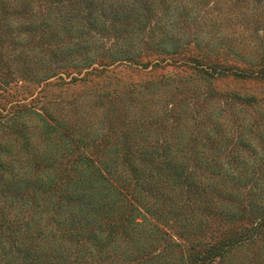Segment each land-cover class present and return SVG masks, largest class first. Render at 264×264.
Listing matches in <instances>:
<instances>
[{
	"label": "rangeland",
	"instance_id": "obj_1",
	"mask_svg": "<svg viewBox=\"0 0 264 264\" xmlns=\"http://www.w3.org/2000/svg\"><path fill=\"white\" fill-rule=\"evenodd\" d=\"M108 2L93 5L100 8ZM140 4L151 7L143 11L135 5L143 23L134 21L133 12L118 11L116 16L129 17L123 24L114 19L122 28L116 29L120 40L107 25L110 21L104 29L89 31L86 9L71 20L83 36H92L86 42L90 51L115 44L121 53L130 51L131 60L113 63L104 56L100 59L104 64L90 67L79 61L78 68H62L48 80H43L42 65L20 51L28 37L19 19L14 42L19 50L6 47L0 54V78L8 79L0 83V120L14 116V111L27 112L25 126L31 128L27 139L32 144L41 138L38 114H43L63 123L77 140L112 147L109 156L115 162L174 160L177 166L172 170L208 184L206 208L186 230L185 220L171 213L148 217L163 230L164 240L202 249L250 236L230 248L226 258L231 264H264V0H140ZM90 14L101 16L99 11ZM38 21L36 17L35 26ZM169 22L174 23L169 33L173 38L167 42L160 29ZM130 91L128 111L116 105L115 117L110 118L117 92ZM110 125L114 132L107 130ZM30 158L34 163L35 157ZM164 174L168 176V170ZM25 188L31 190L32 183H12L9 192L0 188V200L17 197ZM148 227L144 223L142 229Z\"/></svg>",
	"mask_w": 264,
	"mask_h": 264
},
{
	"label": "trees",
	"instance_id": "obj_2",
	"mask_svg": "<svg viewBox=\"0 0 264 264\" xmlns=\"http://www.w3.org/2000/svg\"><path fill=\"white\" fill-rule=\"evenodd\" d=\"M102 1L0 0V54L6 47L19 50L14 44L19 29L16 24L23 19L28 41L20 51L28 52L35 64L42 65L43 80L67 67L78 68L79 61L81 66L90 67L93 63L104 64L100 61L104 56L113 63L122 58L131 60V52L121 53L123 49L115 50V44L111 49L90 51L86 42L92 36H83L82 29H75L71 20L86 9L89 31L104 29L110 21L107 25L120 40L122 34L116 29L122 32L120 24L129 17L116 16L118 11L133 12L134 21L143 23L144 17H139L135 5L143 11L151 7H143L140 0H107L100 8L93 5ZM94 11L101 16H92ZM115 18L122 19V23L115 22ZM163 25L160 30L167 35L162 39L168 42L173 38L169 33L174 23ZM155 26L160 28L159 24ZM125 52L126 56H121ZM7 82L5 76L0 78V83ZM117 93L116 101L110 104V118L115 117L116 105L122 104L128 111L125 101L133 99L131 91L130 96ZM14 113L0 120V188L9 192L12 183L22 180L31 182L32 188L0 200V264H231L226 252L250 238L239 235L202 249L165 241L163 230L148 217L158 219L163 212L171 213L185 220L183 230L191 228L190 223L206 208L208 184L200 177L172 170L177 163L170 159L115 162L109 156L112 147L77 140L63 123L43 114H38L42 120L41 138L32 144L27 139L31 128L25 126L28 113ZM19 119L24 120L18 122L20 125ZM111 125L107 128L110 132L114 128ZM126 135L130 138L129 133ZM28 155L35 157L34 163ZM192 165L199 166L197 162ZM144 223L149 224L146 230L142 229Z\"/></svg>",
	"mask_w": 264,
	"mask_h": 264
}]
</instances>
